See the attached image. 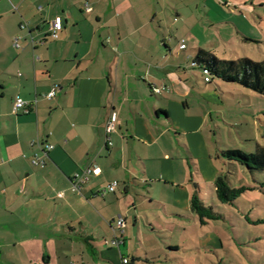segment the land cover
Instances as JSON below:
<instances>
[{"label": "crops", "instance_id": "crops-1", "mask_svg": "<svg viewBox=\"0 0 264 264\" xmlns=\"http://www.w3.org/2000/svg\"><path fill=\"white\" fill-rule=\"evenodd\" d=\"M258 2L261 9L264 0ZM256 3L0 0V264L133 262L139 255L128 224L164 231L141 211L142 184L163 172L181 182L179 197L191 211L200 188L194 190L191 167L179 179L187 146L177 132L211 117L203 101L214 94L213 82L195 79V52L222 59L221 44L242 33L248 41L256 36L246 35L244 24L258 36ZM57 18L63 29L54 39L50 24ZM18 98L32 104L29 113L15 111ZM110 122L114 132L107 136ZM46 144L54 149L44 153ZM36 158L43 164L35 166ZM91 166L101 174L73 193L72 178ZM113 183L114 194L98 195ZM120 217L126 228L118 227Z\"/></svg>", "mask_w": 264, "mask_h": 264}, {"label": "rangeland", "instance_id": "rangeland-1", "mask_svg": "<svg viewBox=\"0 0 264 264\" xmlns=\"http://www.w3.org/2000/svg\"><path fill=\"white\" fill-rule=\"evenodd\" d=\"M256 5L253 13L257 15L258 36L247 29V25H242L246 35L256 36L248 41L241 32L242 35H236L227 47L221 44L220 58L264 61V6L260 9L258 0ZM238 15L241 16V12ZM196 76L203 86L207 85L201 70H197ZM209 88L214 94L203 103L212 112L211 117L205 122L199 120L193 128L181 126L177 132L194 159V164H189L186 148L178 175L179 179L181 176L185 179L186 170L191 167L194 190L199 186L200 198L222 219L200 225L180 198L185 194L181 182H172L175 178L163 172L164 178L160 176L152 184H142L146 200L141 197L139 200H144L145 207L141 211L150 217V225H161L164 231L156 234L143 222L142 230L134 223L127 226L131 233L127 237L138 250L135 264H264V172L250 171L223 157V152L231 150L253 154L260 147L264 148V98L216 78ZM220 174L228 177L233 188L249 186L253 190L241 195L234 205H223L217 198L215 186ZM171 247L179 250L171 252Z\"/></svg>", "mask_w": 264, "mask_h": 264}, {"label": "trees", "instance_id": "trees-1", "mask_svg": "<svg viewBox=\"0 0 264 264\" xmlns=\"http://www.w3.org/2000/svg\"><path fill=\"white\" fill-rule=\"evenodd\" d=\"M194 63L196 65L194 68H199L201 71L204 69L210 71L212 82L216 78L229 84H237L264 98V61L255 62L247 58L237 61L222 60L212 53L198 49L195 52ZM223 157L231 163H239L247 167L250 171L264 172V148L260 147L253 154L231 150L223 152ZM215 186L217 198L223 205H234L241 195L253 190V187L250 188L249 186L233 188L228 177L224 174L217 177ZM190 209L202 226L208 225L211 221L222 219V216L216 213L214 208L206 206V203L198 194L192 197ZM127 259L129 264H134L137 261L134 259L131 262L130 258L127 257Z\"/></svg>", "mask_w": 264, "mask_h": 264}, {"label": "built area", "instance_id": "built-area-1", "mask_svg": "<svg viewBox=\"0 0 264 264\" xmlns=\"http://www.w3.org/2000/svg\"><path fill=\"white\" fill-rule=\"evenodd\" d=\"M91 9L90 8H87V11L89 12ZM27 28V25L23 24L21 26V29H26ZM63 29V24H62V20L60 18H57L55 21L51 22L50 24V32H51V35L54 39H58L59 38V32L62 31ZM14 46L16 48H19L20 45H19V39H16L15 40V44ZM180 49L181 50H186L187 49V44L185 41H182L180 43ZM195 63L193 62L192 63V67H195ZM203 74L205 76V82L206 83H211L212 82V77H211V74H210V71L208 69H204L203 71ZM154 92L156 94H159L162 92L161 89H155ZM56 96V90L50 92L48 94V98L49 99H53L54 97ZM31 108H32V104H29L27 102H25L24 100L18 98L16 101H15V111H18V110H24L25 113H29L31 111ZM107 136L112 134L114 132V125L112 122L108 123V126H107ZM108 140V146H112V142L110 140V138H107ZM34 145H36V143H34ZM44 148V153L45 152H49L51 150L54 149V146L53 145H44L43 146ZM33 164L35 166H39L40 164H43V162H41V160L39 158H36L34 161H33ZM101 174V170L98 168V167H95V166H91V167H88L87 169L83 170L82 172H78L74 175V177L72 178V186H71V191L73 193H80L81 190L83 189V187L85 185H87L91 179V177H94V176H99ZM118 188V184L116 183H113V184H110L104 188H102L99 192H98V195L100 197H106L107 195L109 194H114L116 192ZM64 196L63 193H59L58 194V197L59 198H62ZM118 227L121 229L125 226V220L120 217L118 223H117ZM119 241L118 240H115L113 241L111 244L114 245V246H117L119 245ZM123 264H129L128 263V259L127 258H124L123 259Z\"/></svg>", "mask_w": 264, "mask_h": 264}]
</instances>
